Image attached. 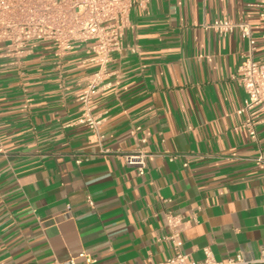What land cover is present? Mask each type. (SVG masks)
<instances>
[{"label": "crops", "instance_id": "crops-1", "mask_svg": "<svg viewBox=\"0 0 264 264\" xmlns=\"http://www.w3.org/2000/svg\"><path fill=\"white\" fill-rule=\"evenodd\" d=\"M250 25L251 0H152L130 13L124 51L94 96L97 133L79 98L96 70L86 46L62 60L37 44L20 60L0 46V264H163L166 215L182 216L181 251L201 264L264 263V110L257 139L236 127L249 44L203 25ZM147 152L146 174L124 153ZM93 202L90 206L88 201ZM70 207V211L68 210ZM70 212V213H69Z\"/></svg>", "mask_w": 264, "mask_h": 264}, {"label": "built area", "instance_id": "built-area-1", "mask_svg": "<svg viewBox=\"0 0 264 264\" xmlns=\"http://www.w3.org/2000/svg\"><path fill=\"white\" fill-rule=\"evenodd\" d=\"M259 9L264 21V0H251ZM152 0H0V46L5 55L20 60L37 44H50L58 60L86 46L90 62L96 70L87 78L79 98L81 122L91 133H97L102 123L93 115L94 96L105 86L111 77V65L124 51L126 33L132 28L130 13L135 7H146ZM206 30H213L225 37L236 31L248 41V53L241 57L238 79L245 92V99L236 114L241 117L236 127L246 131L251 139H257L258 115L264 110V58L255 60L258 45L254 41L250 25L230 19L216 20L204 24ZM264 42V39H263ZM150 155L144 151L122 155L128 167L136 168L139 175L146 174ZM255 163L264 170V154ZM93 206L91 200L88 201ZM70 211V207L68 209ZM70 213V212H69ZM170 229L169 242L175 251L173 257L163 264H188L187 256L181 251V233L185 229L182 216L167 214ZM86 264L93 262L89 256L80 255ZM68 264H77L71 261ZM201 264L216 263L209 251ZM229 264H246L241 258Z\"/></svg>", "mask_w": 264, "mask_h": 264}, {"label": "water", "instance_id": "water-1", "mask_svg": "<svg viewBox=\"0 0 264 264\" xmlns=\"http://www.w3.org/2000/svg\"><path fill=\"white\" fill-rule=\"evenodd\" d=\"M258 264H264V263H258Z\"/></svg>", "mask_w": 264, "mask_h": 264}]
</instances>
